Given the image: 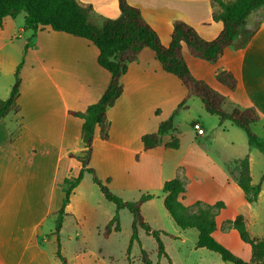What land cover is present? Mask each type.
<instances>
[{
	"label": "crops",
	"instance_id": "0c3cea01",
	"mask_svg": "<svg viewBox=\"0 0 264 264\" xmlns=\"http://www.w3.org/2000/svg\"><path fill=\"white\" fill-rule=\"evenodd\" d=\"M79 1L90 4L97 17L114 19L118 16L116 0ZM127 2L138 8L163 46L169 44L172 23L176 20L193 27L204 40L214 39L222 28L220 22H214L211 18L209 0ZM13 19L5 17L0 26V52L13 40L24 37L27 41L32 35L31 31L23 29L24 16L22 24L15 23ZM255 27L257 30L253 36L245 46L240 47L246 41L248 32ZM33 39L29 50L39 54L35 55V59L38 56V60H35L38 67L30 66L28 70L22 68L19 73L17 114L21 115L22 122L15 137L9 127L6 129V136L10 138L0 146V264H60L55 256L54 212L61 204L64 179L75 177L80 170V163L68 155H79L82 151V121L69 115L68 111L80 112L95 103L110 80L109 73L97 64L98 50L90 42L51 31L48 27L39 29ZM182 55L188 70L196 79L204 81L229 101L257 110L261 119L251 128L259 140H264V6L247 18L234 44L223 51L217 62L212 64L194 58L185 47ZM7 57V65H17L14 57H10V54ZM2 63L0 58V65ZM14 71L15 68L11 73L14 74ZM217 71H228L234 76L237 81L234 90L227 89L215 80ZM12 84L13 81L4 86L0 100L7 99ZM121 84L122 95L107 109L109 137L101 141L96 131L89 165L100 180L109 178L110 190L125 201H135L143 194L152 195L151 200L141 205L140 211L153 229L166 234V224L176 232L174 228L177 226L163 206L162 186L166 181L174 178L183 181L185 189L179 201L186 208L191 209L197 203L213 206L217 202H222L226 207L229 196L223 197L225 191L231 189V193L236 194L241 191L233 179L237 173L229 171V167L234 161L247 156L251 184L256 185L251 175L253 149L248 147L247 139L246 143L243 142L239 131L235 130L237 127L230 121L220 122L216 116L207 114L196 97H190L185 107L174 116L172 129L163 138V145L143 151L142 136L156 133L159 124L172 115L186 95L180 81L161 69L150 49L141 50L137 60L127 66ZM194 108L198 113L194 112L196 114L190 117ZM181 113L189 116V132L182 133L179 130ZM13 125L16 126L15 123ZM196 128L203 130L202 135L197 134ZM171 138L178 139L177 149L164 146ZM36 151L52 157L54 174L59 164L65 162L67 173L62 180V196H56L53 200L55 188L52 181L45 191L44 204L21 202L18 205L23 213L16 215V205L13 203L15 189L6 184L10 160L21 159L25 153ZM75 189L64 210L59 232L60 253L67 264H71L70 259L72 264H75L76 259L83 261L86 255L97 260L89 264H112L107 241L120 230L111 232L107 239L102 236L104 227L113 217L111 211H101L106 205L100 201L97 205L82 202L79 209L74 207L70 199ZM262 193L261 186L256 202ZM155 200L160 202L159 205ZM33 209L34 217L31 212ZM121 213L122 210L118 212L119 216ZM243 218L246 223V218ZM70 219L72 228L63 233L65 223ZM45 225L47 229L43 234H33V230L37 231ZM140 232L143 231L138 230L139 242ZM70 242H74V247L69 258L64 244Z\"/></svg>",
	"mask_w": 264,
	"mask_h": 264
},
{
	"label": "trees",
	"instance_id": "16d2710c",
	"mask_svg": "<svg viewBox=\"0 0 264 264\" xmlns=\"http://www.w3.org/2000/svg\"><path fill=\"white\" fill-rule=\"evenodd\" d=\"M209 3L212 20L220 22L222 25L221 31L214 39L204 40L193 27L183 21L176 20L172 23L169 44L163 46L158 35L143 19L138 8L130 5L127 0H116L118 16L114 19L97 17L90 4L82 3L79 0H0V26L5 17L15 18L24 13L23 29L32 32L28 40L33 39L37 31L45 27L54 32H62L84 39L96 47L98 50L97 64L110 75L108 86L95 103L88 105L85 110L80 112L68 111L69 115L82 121L80 128L82 151L79 155L73 153L68 155L80 163V170L72 179H64L61 204L54 212L55 256L60 264H67L60 253L59 246V232L65 216L64 210L72 191L79 185L85 173L91 175L93 183L98 187L103 198L115 206V213L104 227L102 236L107 238L111 232L120 230L118 212L125 209L132 217L131 235L126 256L128 257L131 247L135 243H139L138 230H142L146 236L155 241L158 257L167 258L168 263L171 264L161 239L166 235L165 232L153 229L144 220L140 211L141 205L151 200L152 195L143 194L135 201H125L110 190L108 187L110 179L100 180L89 165L96 131L101 141H106L109 137L110 125L107 119V109L111 108L122 95L121 77L125 74L127 66L137 60L139 53L144 48H148L154 53L165 73L180 81L186 90V95L172 115L159 124L156 133L142 136L143 151L163 145V138L172 129L174 116L185 107L190 97H196L202 103L207 114L216 116L220 122L230 121L235 127L242 130L246 136L248 147L258 150L264 158V140H259L251 128L261 119L257 110L251 106L241 107L229 101L207 83L196 79L188 70L182 55V49L185 47L194 58L212 64L217 62L222 57L223 51L234 44L241 28L246 24L247 18L264 6V0H209ZM256 30L257 27L248 32L246 41L240 44V47L245 46ZM28 47L27 43L25 50ZM21 67L22 61L14 71V81L9 96L5 100H0V121L10 113L17 114L19 112L17 100ZM215 80L229 90H234L237 85L236 79L228 71H217ZM164 146L169 149H177L178 139L171 138ZM232 164L233 167L229 171H236L237 175H234L233 179L243 193L245 201L249 204L255 203L264 182V172L258 183L252 185L248 157L245 156ZM184 189V183L180 178L166 181L162 186L163 206L177 228L180 230L196 229L198 232L197 246L214 252L225 262L264 264V241L252 237L247 232L241 214L236 215L230 225L237 232L240 240L250 247L251 260L248 263L234 256L212 237L216 227V212L224 208L223 203L217 202L213 206L204 207L197 203L196 211L191 213L190 209L184 207L179 201ZM141 260L143 264H151L146 251H141Z\"/></svg>",
	"mask_w": 264,
	"mask_h": 264
},
{
	"label": "rangeland",
	"instance_id": "374dc122",
	"mask_svg": "<svg viewBox=\"0 0 264 264\" xmlns=\"http://www.w3.org/2000/svg\"><path fill=\"white\" fill-rule=\"evenodd\" d=\"M23 16V14L18 15L16 18L13 19V21H15V23L22 24ZM33 42L34 39H27L26 41L24 40V37H19L13 40V42L10 43L9 46H7L3 51L0 52V58L3 61V63L0 65V96L2 95V90L4 86L7 85L8 82L14 81V74L11 73V70H13L14 68L16 69L17 65L21 61V69L25 68V70H28L30 66L38 67V62L35 60L37 59L39 54H35L34 52L33 54L32 52H30L31 50H29ZM27 43L29 44V47L25 50V45ZM9 54L10 57H14L15 61L18 62L17 65L14 67L7 65V55ZM35 55H38L36 56V59ZM194 112L198 113V110L196 111V109L194 108L190 117L196 114ZM180 118L182 119L181 125L179 127L180 132H189L191 129L188 123L189 116L187 115V113H181ZM21 122V115L13 113H10L8 115V118L0 122V146L3 145L5 140H8L10 138L6 136V129L9 127L10 132L15 137L19 124ZM13 123L16 124V128L14 127ZM14 128L16 130H14ZM197 129L198 128H196V132ZM235 130L239 131V135L242 136L243 142L245 141L246 143V136L244 132L240 129L238 130V128H235ZM22 149L25 150L24 147H22ZM252 153L253 155L251 159V175L253 183L257 184L260 176L264 172V158L261 153L256 149H253ZM231 156H235V154H231ZM64 163L65 162H61L59 164V169L54 174L52 157H47L46 155H43L41 154V152L38 151L31 154L25 153L21 159L10 160L9 177L6 184L11 189H15L16 197L13 203L16 205V215L23 213V211L20 210V206L18 205L21 202L26 201L31 204H44L46 197L45 191H47L48 186H51L52 181H54L53 188H55L53 200L56 196H62V180L63 178H66L65 174L67 173V169L65 168ZM231 167H233V164H231L229 169ZM0 169H2V167ZM262 189L263 193L259 201L255 202L256 204L247 203L241 191L238 190L239 192L238 194H236L231 193V189H227L223 194V197L229 196L226 201L227 205L223 209H220L216 212V229L212 233V237L217 243L229 250L234 256L239 258L241 261L246 263L250 262L251 260L250 247L249 245L243 243L240 240L237 232L231 228L230 222L235 218L236 215L241 214L246 218V223H244L247 232L252 237H256L259 240L264 241V183L262 184ZM99 201L105 203L106 205L105 207L101 208V211H111V216H113L115 213V206L103 198L98 187L93 183L91 175L85 173L78 187L75 189V192L71 197L70 202L74 207L79 209L82 202H88L97 205L98 203H100ZM155 201L159 205L160 202L158 200ZM196 208L197 206H194L190 209V212H195ZM24 211L28 212L26 209ZM31 212L33 213L34 217V209ZM119 219L120 232L112 235V237L107 241L111 250L112 264H143L141 260V251H146V253L148 254V258L151 261V264H169L167 258L158 257L155 241L151 237L146 236L143 232H140V242L135 243L131 247V251L127 257L126 249L128 247L131 235L132 217L127 210L123 209L122 213L119 216ZM72 225V220H67L63 229V233L69 232L72 228ZM164 226L167 231L166 235L162 238V241L164 245V250L168 255V258L170 259L171 264H231L229 262L223 261L220 256L215 254L214 252H211L205 248L198 247V232L196 229H188L181 231L176 227L174 228L176 232H174L168 227V225L165 224ZM46 229V225L41 226L37 229V231L33 230V234L34 232L35 236L43 234ZM72 243L74 242L65 244L63 243L65 247V252L69 256V258L71 255V249H73L74 247L72 246L74 245ZM72 262V259H70L71 264ZM82 262H84V264H89L91 262H97V260L90 257L89 255H86L83 261L82 259L75 260V264H81Z\"/></svg>",
	"mask_w": 264,
	"mask_h": 264
},
{
	"label": "built area",
	"instance_id": "2783aa9c",
	"mask_svg": "<svg viewBox=\"0 0 264 264\" xmlns=\"http://www.w3.org/2000/svg\"><path fill=\"white\" fill-rule=\"evenodd\" d=\"M202 133H203V130L201 128H198L197 129V134L202 135Z\"/></svg>",
	"mask_w": 264,
	"mask_h": 264
}]
</instances>
